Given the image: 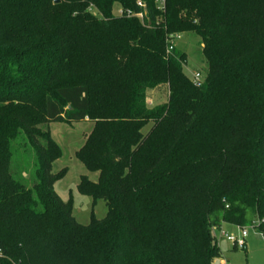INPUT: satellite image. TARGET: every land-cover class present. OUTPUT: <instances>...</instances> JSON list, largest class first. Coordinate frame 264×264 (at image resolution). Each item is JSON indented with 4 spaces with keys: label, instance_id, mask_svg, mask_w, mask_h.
<instances>
[{
    "label": "trees",
    "instance_id": "16d2710c",
    "mask_svg": "<svg viewBox=\"0 0 264 264\" xmlns=\"http://www.w3.org/2000/svg\"><path fill=\"white\" fill-rule=\"evenodd\" d=\"M137 1L0 0V264H213L223 224L264 235V0H167L163 16L141 0L150 25L113 14ZM177 33L201 39L200 87L166 53ZM87 120L76 158L97 180L78 191L108 213L84 226L55 191L49 125Z\"/></svg>",
    "mask_w": 264,
    "mask_h": 264
},
{
    "label": "rangeland",
    "instance_id": "374dc122",
    "mask_svg": "<svg viewBox=\"0 0 264 264\" xmlns=\"http://www.w3.org/2000/svg\"><path fill=\"white\" fill-rule=\"evenodd\" d=\"M179 34V33H177ZM180 40L177 44V50L185 53L186 64H184V73L192 81L195 74L204 76L208 71L206 60L204 59L201 39L191 34H179ZM168 88L163 86L147 94V103L150 107L163 105L168 99ZM94 127L93 122L87 120L81 123L66 124L53 123L49 125L51 136L62 150V157L53 166V173H63L64 176L56 183L55 191L63 202L73 199V216L81 225H89L92 218L103 220L108 213L107 205L104 201L95 202L91 197L83 196L78 191V185L81 177L87 176L91 181L97 180V174L89 173L84 165L76 158V153L85 144L86 138L90 135ZM149 125L143 130L146 135L151 129ZM27 144V146H26ZM34 153L31 145L24 135H21L13 144L12 170H15L20 178L22 169L29 170L33 164ZM32 167V166H31ZM32 170V169H30ZM221 231H226L231 235L238 236L239 229L235 227L220 228L215 231L217 243L222 253H237L239 257L245 259V252L234 249L232 244L228 243L221 235ZM249 238L248 244V264H264V239L257 234L252 227H247ZM236 252H233V250Z\"/></svg>",
    "mask_w": 264,
    "mask_h": 264
},
{
    "label": "built area",
    "instance_id": "2783aa9c",
    "mask_svg": "<svg viewBox=\"0 0 264 264\" xmlns=\"http://www.w3.org/2000/svg\"><path fill=\"white\" fill-rule=\"evenodd\" d=\"M136 7L139 9L138 12L132 10V9H125L121 6H116L113 10V14L116 17L120 18H136L138 19L141 23H148L150 25V19H149V13L147 10V5L145 2L138 0L136 2ZM155 8L158 14L163 16L166 13L167 10V0H155ZM89 11L92 14H97V11L91 7ZM160 19H157L156 24H158ZM180 40L179 34H173V35H167L166 37V43H167V50L166 53L169 55L170 53L174 52L175 49L177 48V44ZM193 84L196 87H200L202 84V76L201 74L197 73L194 75L192 79ZM259 226V221H255L252 225L248 227H252L254 231H256L257 234H260L263 239L264 235L259 232L258 229ZM239 229V235L234 236L229 234L226 231H221V235L226 239L227 242L232 244V246L237 249V250H245L247 246V239L249 236V233L247 231V227H237ZM6 259V255L3 251V249L0 247V260Z\"/></svg>",
    "mask_w": 264,
    "mask_h": 264
},
{
    "label": "crops",
    "instance_id": "0c3cea01",
    "mask_svg": "<svg viewBox=\"0 0 264 264\" xmlns=\"http://www.w3.org/2000/svg\"><path fill=\"white\" fill-rule=\"evenodd\" d=\"M223 227L224 228H229V227H234V226L223 224L221 226V228H223ZM235 228H237V227H235ZM248 238H249V236H248ZM248 248L249 247H248V244H247L246 249L243 250L245 252V259H243V257L242 258L239 257L237 253H231V254L226 253V254H224V253H222V251L220 249L221 256H220V258L216 259L213 262V264H248V253H249V249ZM234 249H232L233 252H236V251H234Z\"/></svg>",
    "mask_w": 264,
    "mask_h": 264
},
{
    "label": "water",
    "instance_id": "95a60500",
    "mask_svg": "<svg viewBox=\"0 0 264 264\" xmlns=\"http://www.w3.org/2000/svg\"><path fill=\"white\" fill-rule=\"evenodd\" d=\"M54 3L55 4H59L60 3V0H54Z\"/></svg>",
    "mask_w": 264,
    "mask_h": 264
}]
</instances>
